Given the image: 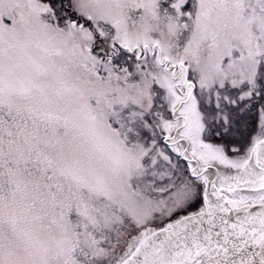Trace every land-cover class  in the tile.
Here are the masks:
<instances>
[{"label": "snow or ice", "instance_id": "snow-or-ice-1", "mask_svg": "<svg viewBox=\"0 0 264 264\" xmlns=\"http://www.w3.org/2000/svg\"><path fill=\"white\" fill-rule=\"evenodd\" d=\"M0 264H264V0H0Z\"/></svg>", "mask_w": 264, "mask_h": 264}]
</instances>
